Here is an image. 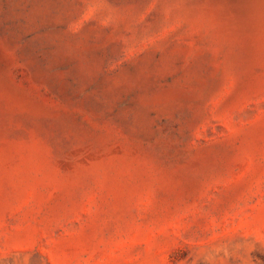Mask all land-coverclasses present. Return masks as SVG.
<instances>
[{
  "label": "rangeland",
  "instance_id": "obj_1",
  "mask_svg": "<svg viewBox=\"0 0 264 264\" xmlns=\"http://www.w3.org/2000/svg\"><path fill=\"white\" fill-rule=\"evenodd\" d=\"M0 264H264V0H0Z\"/></svg>",
  "mask_w": 264,
  "mask_h": 264
}]
</instances>
